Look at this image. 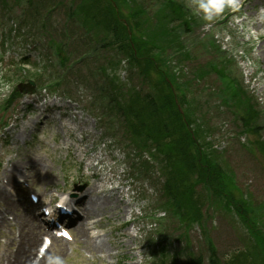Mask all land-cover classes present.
Segmentation results:
<instances>
[{
  "label": "rangeland",
  "instance_id": "obj_1",
  "mask_svg": "<svg viewBox=\"0 0 264 264\" xmlns=\"http://www.w3.org/2000/svg\"><path fill=\"white\" fill-rule=\"evenodd\" d=\"M18 1L8 0L5 6L8 10L0 6V106L12 89L28 80H23L21 70L17 74L12 70L6 72L7 63L23 56L32 61H53L54 55L47 43L48 35L65 43L70 60H75L83 52V45H86L76 21L67 17L75 0H32V5L26 8ZM161 1L137 0L147 16L142 19L138 17L142 27L160 24L156 10ZM176 1L182 3L189 13L190 27L182 32V43L192 54L196 53L198 59L179 56L176 61H171V67L175 72L180 69L184 71L185 79L182 78L181 82L187 95L188 112L204 132V136L200 134V143L205 149L211 148L221 153L222 159L219 158V161L235 175L236 198L245 193L251 206L254 205L253 216L258 212V206L264 205V153L261 151L260 155L255 148L256 138L252 133L243 131V128L240 132L239 116L243 113L240 91L243 92V88L246 90V98L252 106L255 105V110L263 114L264 122V0H232L231 6L212 21L204 20L202 13L197 14L192 0ZM179 23L172 22L175 26ZM42 24L47 34L40 32ZM213 45L221 55L225 52L234 65L221 69L222 57L216 54L210 56ZM208 60L217 64L218 68L201 74L194 83L193 74ZM89 68L77 64L60 81L61 88L56 92L39 90L36 86L35 95L20 94L16 104L2 115L3 120L10 117L11 124L0 130V139L7 135L11 144L8 142L5 145L0 140V163L8 170L17 164L14 178H24L33 183V190L43 199L62 190L71 192L79 187H83L82 191L85 192L92 185L99 192L119 191L122 207L108 210L100 222L111 230L113 236L120 234V243L117 240L114 243L116 248L105 242L111 253L125 246L121 247L123 253L120 250L116 264H160L161 248L164 246L163 264H184L190 253L201 254L202 264H208L209 240L220 259L235 251H242L245 241L248 242L247 228L243 227L235 213L224 210L216 202H210L211 199H205L201 209V225L195 222L186 229L170 220L162 208L156 179H146L138 173L140 161L135 155L138 152L133 149L134 146L129 144L117 125L110 131L107 128L112 127V123L98 119L93 113L94 84L92 80L82 78H87ZM220 71H223V75ZM28 73L33 71L30 69ZM39 73L45 74L41 80L45 83L57 76L58 69H50L49 65L48 70H40ZM119 77L123 80L126 78L122 67H119ZM233 83L240 89L227 87ZM191 93L195 95L194 98ZM43 97L48 99L43 100ZM33 103L47 108L61 105L70 113L62 119L58 117L61 113H55L53 122L49 121L45 130L39 126L34 132L29 125L38 114L27 113L28 106ZM259 131L264 140V123ZM17 135L24 138L18 141ZM28 161H34V167L42 171L25 163ZM21 193L24 199L15 195L11 196V200L14 203H20L18 199L21 202L25 200L26 204H30L25 190L22 189ZM120 211L122 214L117 215ZM148 216H152L153 220ZM14 217L13 213L4 214L6 225L0 226V252L13 250L7 247L6 238L8 235L18 237ZM10 218L13 219L11 222ZM122 223H126V226L123 225L117 232L114 228L121 227ZM159 238H165L168 243L158 241ZM147 239L159 246L150 249ZM52 248L49 254L56 255V245ZM125 248H130V254H125ZM60 256L66 264H108L105 260H89V253L83 250L79 238L68 243L64 247V255ZM5 260V256H0V264H7Z\"/></svg>",
  "mask_w": 264,
  "mask_h": 264
},
{
  "label": "trees",
  "instance_id": "obj_2",
  "mask_svg": "<svg viewBox=\"0 0 264 264\" xmlns=\"http://www.w3.org/2000/svg\"><path fill=\"white\" fill-rule=\"evenodd\" d=\"M7 3L8 0H0V6L5 7ZM20 3L26 8L32 5V0H19ZM156 13L160 24L142 27L140 20L147 16L137 0H75L67 17L76 21L86 40L83 52L75 60H70L65 43L48 35L47 43L54 55L53 61L20 63L26 59L23 57L19 62L10 63L8 71H25L24 67L30 66L35 75L29 74L26 78L40 80L42 74L37 72L39 64L42 63L43 70L50 65V69H58V74L47 83L58 88L61 87L60 81L77 64L90 67L87 78H82L90 79L94 84L93 113L98 119L112 123L108 130L117 125L129 144L134 146L133 149L139 153L138 173L146 178H155L153 175L158 174L157 192L162 208L175 225L188 229L192 223L200 224L205 199H211L210 202L235 213L243 227L247 228L248 242L243 245V250L222 259L209 240V264H264V233L256 227L264 205L258 206V212L251 216L254 205L251 206L244 195L236 198L235 175L230 168L222 165L216 150L205 149L200 143V134L204 136V132L188 112L187 95L181 82L185 79L184 71L175 72L170 64L179 56L198 59L196 53L192 54L181 40L182 32L190 27L189 13L176 0H162ZM30 15L35 18L33 13ZM139 16L141 19H138ZM177 21L180 22L178 25L172 24ZM43 25L39 30L47 34ZM210 49V56L216 54L222 57L221 69L234 65L225 52L222 55L219 53L215 45ZM119 67L126 72L124 80L119 77ZM217 68V64L208 60L193 74L194 81L197 82L201 74L216 71ZM219 73L223 75V71ZM75 87L78 88V85ZM227 87H233V84ZM244 90H239L243 95L241 122L244 129L258 138L254 142L257 151L262 149L264 152V141L259 131L263 114L250 104ZM17 97V90L14 89L6 101L7 107ZM192 97H195L193 93ZM177 103L182 113L177 110ZM165 249L166 246L161 248L160 264H163ZM184 264H202L201 254L190 253Z\"/></svg>",
  "mask_w": 264,
  "mask_h": 264
},
{
  "label": "bare ground",
  "instance_id": "obj_3",
  "mask_svg": "<svg viewBox=\"0 0 264 264\" xmlns=\"http://www.w3.org/2000/svg\"><path fill=\"white\" fill-rule=\"evenodd\" d=\"M26 164H31L34 166V161L25 162ZM35 170L42 171L38 167H34ZM16 168L9 170L8 176L14 173ZM0 200L3 202L5 211L12 212L21 210L20 213L16 215V225L18 226V238L8 237V242L10 246L14 247L12 254L7 251L0 253L1 256H6L10 260V264H46V260L43 258L41 260H36L32 262L33 248L41 235V230L36 227V219L32 216L31 205L26 204L25 201L14 203L8 194L4 192V186L0 185ZM123 201L119 196V191L112 190L107 192H98L96 187L90 186L87 191V200L84 204V214L88 216H102L108 210H117L122 207ZM122 214L120 211L117 215ZM5 220H0V226L5 224ZM87 228L85 227V221L80 220L76 224L75 231L77 236L82 240V245L84 250L88 252H94L95 254H101L105 252V245L100 238H92L87 234ZM54 242L59 246V252L56 254L64 255L63 247L66 242L63 240H54ZM130 252V248L126 249Z\"/></svg>",
  "mask_w": 264,
  "mask_h": 264
},
{
  "label": "clouds",
  "instance_id": "obj_4",
  "mask_svg": "<svg viewBox=\"0 0 264 264\" xmlns=\"http://www.w3.org/2000/svg\"><path fill=\"white\" fill-rule=\"evenodd\" d=\"M231 4L232 0H192V7L197 14L202 13L203 19L206 21H212ZM46 264H66V262L60 255L48 254Z\"/></svg>",
  "mask_w": 264,
  "mask_h": 264
},
{
  "label": "water",
  "instance_id": "obj_5",
  "mask_svg": "<svg viewBox=\"0 0 264 264\" xmlns=\"http://www.w3.org/2000/svg\"><path fill=\"white\" fill-rule=\"evenodd\" d=\"M29 85H30V89H28V90H22V92H27V93H33V84H32V82H29Z\"/></svg>",
  "mask_w": 264,
  "mask_h": 264
},
{
  "label": "snow or ice",
  "instance_id": "obj_6",
  "mask_svg": "<svg viewBox=\"0 0 264 264\" xmlns=\"http://www.w3.org/2000/svg\"><path fill=\"white\" fill-rule=\"evenodd\" d=\"M65 235H67V234L65 233Z\"/></svg>",
  "mask_w": 264,
  "mask_h": 264
}]
</instances>
